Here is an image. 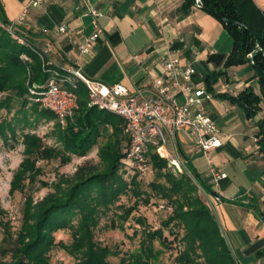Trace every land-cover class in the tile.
Returning a JSON list of instances; mask_svg holds the SVG:
<instances>
[{
    "label": "trees",
    "instance_id": "16d2710c",
    "mask_svg": "<svg viewBox=\"0 0 264 264\" xmlns=\"http://www.w3.org/2000/svg\"><path fill=\"white\" fill-rule=\"evenodd\" d=\"M183 1L184 12H189L196 2ZM200 2L201 9L220 20L233 40V51L225 59L220 74L249 62L257 71L260 95L248 87L238 97H229L243 108L248 118H254L261 111L264 99V11L253 0ZM3 16L0 2V22L10 24ZM16 34L25 43H19L0 26V93L4 94L0 98V140L5 144L10 139L16 140L20 129L24 146V159L13 172L9 193L25 192L37 182L43 187L49 186L39 179L43 174L42 167L38 166L40 161L57 160L66 166L74 157L85 158L96 149L100 161L97 164L87 161L78 166L72 176H60L53 193L38 202L34 201L33 193L26 195L23 223L15 246H0V256L10 258L0 264H52L51 252L57 247L73 257L75 264H111L110 258L121 253L97 240L95 231L101 218L111 212L113 219L109 228L112 230L127 232L132 224L144 228L139 247L130 255L122 256L120 264H238L212 209L199 194L200 190H212L181 145L178 143L182 172L174 173L170 161L157 148L148 146L145 150L148 174L142 178L127 164L131 161L124 120L113 112L89 108L84 97L87 90L81 82L77 89L80 109L62 128L53 113L32 99L30 87L35 84L42 90L49 80L56 78L62 87L72 89L63 81L68 72L56 63L43 67L41 52L25 30L18 27ZM22 54L28 55L31 63L23 62ZM214 77L206 81L208 91L212 90L211 78ZM16 103L20 104V109L9 119ZM29 105L33 108L34 120L30 119ZM40 118L56 121L52 134L59 146H48L36 133L25 132L26 126L34 125ZM257 125L258 144L264 152V120H259ZM152 171L155 177L149 183L150 190H145L142 182ZM124 197H135L136 202L127 206L123 203ZM153 202L174 210L158 229L148 227L147 216L140 210ZM139 211L143 214L136 217ZM260 214L264 219V212ZM59 230L70 233L71 243L56 241L54 233ZM137 234L138 229H135L134 236ZM172 251L175 255L170 261L171 257L166 255ZM259 255L264 256V249Z\"/></svg>",
    "mask_w": 264,
    "mask_h": 264
},
{
    "label": "crops",
    "instance_id": "0c3cea01",
    "mask_svg": "<svg viewBox=\"0 0 264 264\" xmlns=\"http://www.w3.org/2000/svg\"><path fill=\"white\" fill-rule=\"evenodd\" d=\"M0 0L4 19L15 22L29 7L22 28L41 53L59 66L78 65L90 79L113 86L125 85L141 99L154 96L155 82L165 76L164 62L171 51L181 54V66L193 68L194 89L206 87L211 78L213 98L205 104L207 114L222 133L221 147L204 152L194 147L187 130L178 132V143L192 165L211 188L205 198L238 264H264V152L258 144L257 122L261 111L248 118L237 102L248 87L261 94L257 71L252 63L223 71L233 51V40L213 15L194 6L184 12L183 0ZM264 11V0H253ZM89 8L100 12L101 34L82 54L81 45L95 33ZM65 26L66 32L60 28ZM138 57V58H136ZM208 90V89H207ZM181 102L184 95L172 92ZM88 101V100H87ZM97 150V149H96ZM170 150L180 159L179 149ZM226 178L216 181V175Z\"/></svg>",
    "mask_w": 264,
    "mask_h": 264
},
{
    "label": "built area",
    "instance_id": "2783aa9c",
    "mask_svg": "<svg viewBox=\"0 0 264 264\" xmlns=\"http://www.w3.org/2000/svg\"><path fill=\"white\" fill-rule=\"evenodd\" d=\"M42 2L43 0H34L31 6L40 7ZM194 7L201 9L200 0H196ZM28 11L29 7H26L13 23L4 25L0 22V26L21 44L25 43V40L16 34V30L25 24ZM86 15L93 18L95 33L84 45H81L82 54L90 52L91 45L101 34L97 22L100 12L89 8ZM60 31L66 32L65 26H62ZM21 59L25 63H31L30 57L26 54H22ZM41 59L45 68L54 64V61L48 57V51L41 53ZM164 67L165 76L155 82L154 96L147 100L132 94L125 85L110 86L86 77L78 65L66 67L68 73L63 81L72 89L62 87L54 78L49 80L42 90L38 85H31L30 93L32 99L42 108L53 113L60 126L65 128L68 120L80 109L77 89L79 82L83 83L87 90L89 108L97 107L113 112L124 120V135L129 139L131 161L127 164L135 168L142 178L147 177L148 174L145 157L148 146L157 148L163 157L169 159L182 172L181 160L170 150L171 143H175L178 148L179 131L187 130L194 147L208 153L221 147L222 133L205 109V104L213 98V95L204 86L194 89L192 85L195 69L182 68L181 54L178 51L169 53ZM175 90L184 95L183 102L172 94ZM3 96L4 94L0 93V98ZM162 149L168 152L167 156L161 152ZM223 178H226V174L216 175V181Z\"/></svg>",
    "mask_w": 264,
    "mask_h": 264
},
{
    "label": "rangeland",
    "instance_id": "374dc122",
    "mask_svg": "<svg viewBox=\"0 0 264 264\" xmlns=\"http://www.w3.org/2000/svg\"><path fill=\"white\" fill-rule=\"evenodd\" d=\"M84 97L86 100H88L87 92ZM29 108L30 109H28V112L30 114V119L34 120L35 115L33 114V108L30 107V105ZM18 109H20V104L16 103L13 113L9 116V119ZM33 123L34 125L32 126H26L25 132L36 133L44 139V142L48 146H59L52 134L55 128V120L40 118L38 120H35V122ZM18 133L19 134L17 139H10L8 144H5L4 141L0 140V199L3 209V212L0 213V246H5L6 248L15 246L17 234L20 231L23 223L26 195L28 193H33L34 201L38 202L48 194L53 193L54 184L58 182L60 176H72L77 170L78 166L87 161H92V163L94 164H97L100 161L97 155V150L92 152L85 158L74 157L72 162L66 166H62L61 163L57 160L40 161L38 163V166L42 167L43 174L39 179L40 181L49 183V186L43 187L41 182H37L34 185L28 186L25 192H17L12 195L9 193V190L10 183L13 179V172L21 165V162L24 159V146L22 144L23 138L20 133V129ZM170 165L174 167L172 168L174 173H177L176 171L180 172L178 168L173 163H171V161ZM154 177L155 173L153 171L150 172L149 177L142 182L143 189L150 190L149 183L153 181ZM199 194L203 199L206 200L203 190H200ZM134 202H136L135 197H133L132 199L124 197L123 203L125 205H133ZM169 208H171V210ZM169 208L165 209L164 206H160L156 202H153L152 205L142 206L140 210H143L145 212V215L147 216L149 223L148 227L151 229H158L161 227V222L164 219H167L170 214L173 213V208L171 206ZM138 214H143V212L139 211V213H135L136 217ZM112 219V212L109 214V216H103L101 218L100 225L95 230L96 239L104 245L110 247L112 250L119 251L121 253L118 257L110 258L111 264H120L119 262L122 256L130 255L139 247L140 241L143 237L142 231L144 230V228L143 226H136L132 224L128 227L127 232L112 230L109 228ZM5 224H7L6 227L4 226ZM135 229H138V234L134 236ZM166 235L169 234L166 232ZM54 237L57 242H64L66 244H69L72 241L70 233L64 230L55 232ZM4 238L6 240L5 242H2ZM173 252L174 251L168 252L166 255V257H171L170 261L172 258H174L175 255V253ZM7 258L8 256H0V261L10 259ZM51 262L52 264H75V259L68 255L65 251L57 247L51 252Z\"/></svg>",
    "mask_w": 264,
    "mask_h": 264
},
{
    "label": "bare ground",
    "instance_id": "6f19581e",
    "mask_svg": "<svg viewBox=\"0 0 264 264\" xmlns=\"http://www.w3.org/2000/svg\"><path fill=\"white\" fill-rule=\"evenodd\" d=\"M165 156H167L168 155V152L165 150V149H162V151H161Z\"/></svg>",
    "mask_w": 264,
    "mask_h": 264
},
{
    "label": "water",
    "instance_id": "95a60500",
    "mask_svg": "<svg viewBox=\"0 0 264 264\" xmlns=\"http://www.w3.org/2000/svg\"><path fill=\"white\" fill-rule=\"evenodd\" d=\"M259 46L261 47V44H259Z\"/></svg>",
    "mask_w": 264,
    "mask_h": 264
}]
</instances>
